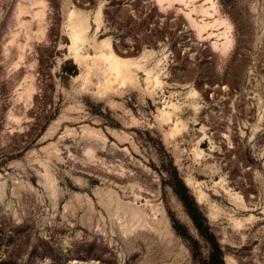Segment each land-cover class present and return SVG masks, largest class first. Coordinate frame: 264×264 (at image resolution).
I'll use <instances>...</instances> for the list:
<instances>
[{"label": "rangeland", "instance_id": "obj_1", "mask_svg": "<svg viewBox=\"0 0 264 264\" xmlns=\"http://www.w3.org/2000/svg\"><path fill=\"white\" fill-rule=\"evenodd\" d=\"M0 264H264V0H0Z\"/></svg>", "mask_w": 264, "mask_h": 264}, {"label": "bare ground", "instance_id": "obj_2", "mask_svg": "<svg viewBox=\"0 0 264 264\" xmlns=\"http://www.w3.org/2000/svg\"><path fill=\"white\" fill-rule=\"evenodd\" d=\"M214 7V6H213ZM76 34V33H75ZM77 34H79V33H77ZM78 36V35H77ZM79 38V37H78ZM78 40V39H77ZM113 53V52H112ZM105 54V53H104ZM114 54V53H113ZM109 55H111V54H109ZM109 57V56H108ZM117 58V57H116ZM102 59V58H101ZM104 60V59H103ZM119 60H121V61H123L122 59H119ZM115 62H118V61H115ZM124 66V65H123ZM112 67V66H111ZM110 68V67H109ZM113 68V67H112ZM118 68H119V66H118ZM113 72V71H112ZM115 72V71H114ZM117 74V73H116ZM118 76V75H117Z\"/></svg>", "mask_w": 264, "mask_h": 264}]
</instances>
